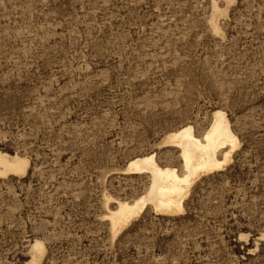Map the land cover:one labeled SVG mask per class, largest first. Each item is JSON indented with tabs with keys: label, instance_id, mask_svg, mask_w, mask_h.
<instances>
[{
	"label": "rangeland",
	"instance_id": "obj_1",
	"mask_svg": "<svg viewBox=\"0 0 264 264\" xmlns=\"http://www.w3.org/2000/svg\"><path fill=\"white\" fill-rule=\"evenodd\" d=\"M222 2V0L220 1ZM0 0V264H264V0ZM222 107L240 144L185 210L144 208L114 237L108 211L148 185L129 160L180 169L165 132ZM211 176V177H210ZM204 185V187H203ZM198 191H197V190Z\"/></svg>",
	"mask_w": 264,
	"mask_h": 264
},
{
	"label": "bare ground",
	"instance_id": "obj_2",
	"mask_svg": "<svg viewBox=\"0 0 264 264\" xmlns=\"http://www.w3.org/2000/svg\"><path fill=\"white\" fill-rule=\"evenodd\" d=\"M220 1L210 0L208 24L214 33L223 38L221 19L228 16L229 9L236 0ZM209 120L202 132H197L189 122L165 132L162 142L177 148L180 169L171 163L158 162L154 151L129 160L125 169L135 173L146 172L149 177L148 185L140 196L132 200L117 199L114 208L109 209L107 216L113 237L146 207L167 215L183 212L195 181L231 162L240 139L229 116L222 107H215L210 111ZM29 166V159L24 154L0 150L1 176H21ZM259 236L264 237V233ZM29 251L30 264H37L45 252L43 241L34 238Z\"/></svg>",
	"mask_w": 264,
	"mask_h": 264
}]
</instances>
